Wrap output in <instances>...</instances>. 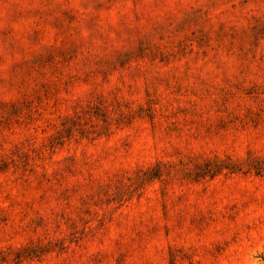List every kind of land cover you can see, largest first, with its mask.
I'll return each instance as SVG.
<instances>
[{
    "label": "rangeland",
    "instance_id": "1",
    "mask_svg": "<svg viewBox=\"0 0 264 264\" xmlns=\"http://www.w3.org/2000/svg\"><path fill=\"white\" fill-rule=\"evenodd\" d=\"M0 264H264V0H0Z\"/></svg>",
    "mask_w": 264,
    "mask_h": 264
}]
</instances>
